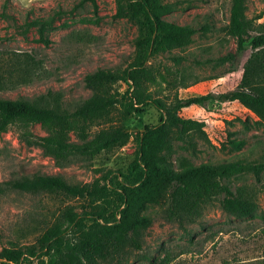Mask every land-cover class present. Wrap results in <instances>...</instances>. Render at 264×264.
Instances as JSON below:
<instances>
[{"label":"rangeland","instance_id":"obj_1","mask_svg":"<svg viewBox=\"0 0 264 264\" xmlns=\"http://www.w3.org/2000/svg\"><path fill=\"white\" fill-rule=\"evenodd\" d=\"M96 1L97 10L90 0H0L1 98L33 100L49 90H59L65 105L73 109L77 101L92 94L85 83L88 73L106 68L124 75L130 70L136 77L134 82L131 80L133 86L124 80L113 83L111 91L119 103L101 122L113 121L126 131L141 132L160 122L161 112L153 104L154 99L169 104L176 95L187 98L235 89L252 52L251 38L264 31V0H247L248 17H262L253 20L252 30L245 35L247 48L240 56L236 53L237 38L226 30L232 0H163L173 5V10L163 15L165 20L191 24L199 31L183 46L151 54L138 69V18L117 15V0ZM84 18L94 22H84ZM36 19L50 24L28 25ZM204 25L209 29L202 30ZM132 96L147 101L138 105L140 112L128 111ZM179 113L205 121L206 135L197 138L195 154L175 142V168L260 156L264 122L239 102L208 101ZM99 127L97 123L92 127L93 134ZM29 130L38 136L47 134L40 124L31 125ZM71 138L81 142L73 133ZM136 152V142L131 138L125 145L94 158H79L60 166L40 146L21 140L16 125L10 126L0 134V255L5 246L38 247L45 227L65 209H93L84 199L9 190L5 182L48 174L82 185L104 179L109 170L126 172ZM226 183L233 189L245 186L253 191L257 211L244 218L228 215L222 208L223 195H219L196 219L177 220L168 217L166 203L147 202L143 194H136L127 218L140 213L151 214L154 220L139 232L141 248H125V264H251L264 259V172L260 181L253 173H246ZM98 205L105 206L103 201Z\"/></svg>","mask_w":264,"mask_h":264},{"label":"trees","instance_id":"obj_2","mask_svg":"<svg viewBox=\"0 0 264 264\" xmlns=\"http://www.w3.org/2000/svg\"><path fill=\"white\" fill-rule=\"evenodd\" d=\"M94 3L97 10V1ZM119 16L138 18L141 34L135 40L138 57L135 66L140 69L153 53L164 52L185 45L199 29L191 24H177L163 18L173 10V5L163 0H117ZM247 0H232L227 32L237 38V54H244L245 35L252 30ZM84 22H94L84 18ZM50 24L43 19L35 23ZM98 22V21H95ZM207 25L202 30H208ZM43 37V28L41 29ZM252 52L244 64L242 78L235 89L221 93L180 98L167 104L154 99L160 110V122L146 126L141 132L126 131L113 121L101 122L119 99L112 93L113 83L124 80L129 87L136 80L131 71L124 75L106 68H98L85 77L92 94L69 109L62 91L49 90L30 100L24 97H0V134L16 125L20 139L27 144L40 146L43 152L66 166L79 158H94L98 154L125 145L134 138L137 152L126 172L109 170L104 179L90 183L71 184L60 175L35 174L11 179L5 188L23 193H61L66 197L86 200L93 208L82 212L65 209L60 216L45 227L38 239L39 246H5L0 264H125L128 245L141 248L139 232L153 223L151 214L137 213L131 219L127 211L136 201V194H143L147 202L167 204L169 218L194 220L201 215L205 205L216 196L223 195V210L236 218L252 215L258 209L253 191L245 186L233 189L226 183L232 177L253 173L260 181L264 172V146L255 159L235 158L223 162L188 164L175 168L173 155L175 142L186 151L196 153L197 138L206 135L205 121L182 116L179 111L190 106H201L208 101H237L258 115L264 122V31L253 35ZM32 61L34 60L31 58ZM134 84V83H133ZM137 84V83H136ZM127 109L140 112L146 102L133 97ZM137 105V106H136ZM100 127L93 134L95 124ZM40 124L47 134L38 136L29 130ZM81 142H75L71 134ZM0 190H3V188ZM103 201L104 207L98 204ZM127 258V257H126ZM162 261L158 264H166ZM264 264V259L251 263Z\"/></svg>","mask_w":264,"mask_h":264},{"label":"crops","instance_id":"obj_3","mask_svg":"<svg viewBox=\"0 0 264 264\" xmlns=\"http://www.w3.org/2000/svg\"><path fill=\"white\" fill-rule=\"evenodd\" d=\"M193 96H196V95H193Z\"/></svg>","mask_w":264,"mask_h":264}]
</instances>
